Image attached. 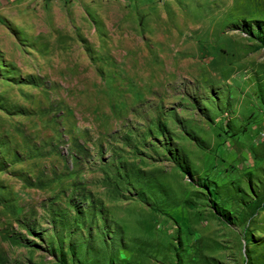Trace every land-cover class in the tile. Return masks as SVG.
<instances>
[{
	"label": "rangeland",
	"instance_id": "obj_1",
	"mask_svg": "<svg viewBox=\"0 0 264 264\" xmlns=\"http://www.w3.org/2000/svg\"><path fill=\"white\" fill-rule=\"evenodd\" d=\"M0 264H264V0H0Z\"/></svg>",
	"mask_w": 264,
	"mask_h": 264
}]
</instances>
